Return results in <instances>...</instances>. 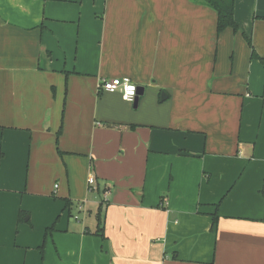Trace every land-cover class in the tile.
<instances>
[{
	"label": "crops",
	"instance_id": "0c3cea01",
	"mask_svg": "<svg viewBox=\"0 0 264 264\" xmlns=\"http://www.w3.org/2000/svg\"><path fill=\"white\" fill-rule=\"evenodd\" d=\"M235 20L0 0V264H264V0Z\"/></svg>",
	"mask_w": 264,
	"mask_h": 264
},
{
	"label": "trees",
	"instance_id": "16d2710c",
	"mask_svg": "<svg viewBox=\"0 0 264 264\" xmlns=\"http://www.w3.org/2000/svg\"><path fill=\"white\" fill-rule=\"evenodd\" d=\"M235 1L236 0H201L204 5L213 8L217 12L218 33L223 32L227 28H232L234 31L239 30V26L235 20Z\"/></svg>",
	"mask_w": 264,
	"mask_h": 264
},
{
	"label": "built area",
	"instance_id": "2783aa9c",
	"mask_svg": "<svg viewBox=\"0 0 264 264\" xmlns=\"http://www.w3.org/2000/svg\"><path fill=\"white\" fill-rule=\"evenodd\" d=\"M100 90L107 93L121 92L123 98L131 103H135L138 96V87L129 77L103 80L100 84ZM95 182L93 177L89 179L90 185H94ZM80 209H82L81 206Z\"/></svg>",
	"mask_w": 264,
	"mask_h": 264
},
{
	"label": "water",
	"instance_id": "95a60500",
	"mask_svg": "<svg viewBox=\"0 0 264 264\" xmlns=\"http://www.w3.org/2000/svg\"><path fill=\"white\" fill-rule=\"evenodd\" d=\"M143 93H144V89L143 88H140V87H138V96H137V99H136V101H135V106L137 105V103H138V99H139V97L141 96V95H143ZM163 96H165L164 94H163ZM164 98H166V97H164ZM164 98H163V100H164Z\"/></svg>",
	"mask_w": 264,
	"mask_h": 264
}]
</instances>
